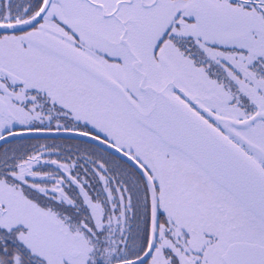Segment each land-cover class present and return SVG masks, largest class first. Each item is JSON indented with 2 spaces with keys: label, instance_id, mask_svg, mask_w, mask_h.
<instances>
[{
  "label": "snow or ice",
  "instance_id": "1",
  "mask_svg": "<svg viewBox=\"0 0 264 264\" xmlns=\"http://www.w3.org/2000/svg\"><path fill=\"white\" fill-rule=\"evenodd\" d=\"M0 264H264V0H0Z\"/></svg>",
  "mask_w": 264,
  "mask_h": 264
}]
</instances>
